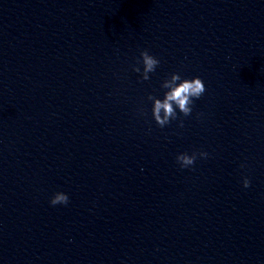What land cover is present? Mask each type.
<instances>
[{"label":"water","instance_id":"obj_1","mask_svg":"<svg viewBox=\"0 0 264 264\" xmlns=\"http://www.w3.org/2000/svg\"><path fill=\"white\" fill-rule=\"evenodd\" d=\"M0 264H264V0H0Z\"/></svg>","mask_w":264,"mask_h":264},{"label":"clouds","instance_id":"obj_2","mask_svg":"<svg viewBox=\"0 0 264 264\" xmlns=\"http://www.w3.org/2000/svg\"><path fill=\"white\" fill-rule=\"evenodd\" d=\"M140 58L143 64V72L141 78L148 80V73L153 72L159 61L150 55L146 50L140 52ZM133 71L140 72L139 67H134ZM161 87L167 89L164 92L163 98L159 99L149 95L148 99L152 101L151 113L155 123L163 127L169 123L170 118H177V110L184 116H188L192 109L194 99H199L205 92V86L202 80L198 77L192 79H181L179 74L173 73L169 79L162 82ZM180 126L183 124L181 122ZM201 157L206 156V153L200 152L198 154ZM197 158V153L188 155L181 153L177 155L176 160L180 164L181 168L188 167L194 164ZM250 181L245 177L243 179V187L248 188ZM68 196L64 193L57 192L50 200L51 205L67 204Z\"/></svg>","mask_w":264,"mask_h":264}]
</instances>
